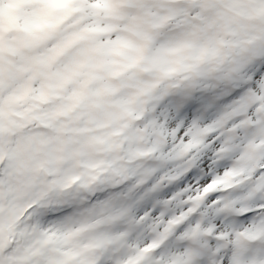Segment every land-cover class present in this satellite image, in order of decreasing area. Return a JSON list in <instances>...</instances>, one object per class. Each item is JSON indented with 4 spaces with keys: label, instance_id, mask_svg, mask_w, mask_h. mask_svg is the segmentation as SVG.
<instances>
[{
    "label": "snow or ice",
    "instance_id": "snow-or-ice-1",
    "mask_svg": "<svg viewBox=\"0 0 264 264\" xmlns=\"http://www.w3.org/2000/svg\"><path fill=\"white\" fill-rule=\"evenodd\" d=\"M95 2L78 0L85 13ZM188 2L168 24L155 21L147 63L166 74L175 69L164 54L197 10ZM233 44L230 69L210 76L199 62L216 49L185 43L192 63L182 68L194 75L144 89L120 158L92 183L69 186L57 168L46 110L8 143L0 121V264H264V37L244 57L239 35ZM81 210L92 213L87 250L70 252L66 222Z\"/></svg>",
    "mask_w": 264,
    "mask_h": 264
},
{
    "label": "rangeland",
    "instance_id": "rangeland-1",
    "mask_svg": "<svg viewBox=\"0 0 264 264\" xmlns=\"http://www.w3.org/2000/svg\"><path fill=\"white\" fill-rule=\"evenodd\" d=\"M0 1L4 5L2 16H5L7 24L15 21L14 12L21 14L22 11L19 12L17 10L21 8L25 10L22 12L26 18V22L24 23L26 26L23 29L25 31L31 30L33 33L29 37H25L29 42L39 36L34 29L40 31V33L45 29L53 31L58 29L64 20L71 18L68 24L63 25L61 28L59 27L60 32L57 35H61L62 38L67 33V30L71 31L67 36H70L67 43L71 48L67 50L62 49L55 54V57L61 56L64 59V63H69V67H72L71 69L74 70L83 61L89 64L87 67L94 66L98 69L100 67L101 71H109L100 74L98 70V78L101 79L97 80L90 89V92H84L83 94V98L86 99L88 97L87 102L90 106L88 118L86 120L84 118L86 123L84 126H95L98 122L102 121L100 124L103 125V128L97 129L96 131H99L95 132L97 135L89 137L80 146L76 145L75 141L70 143L73 149L70 159L72 161L67 164L66 168L69 186L75 183L81 176L86 177L89 183L94 182L95 176L104 175L105 171L109 172L106 164L109 157L115 160L120 158V137L121 133L131 123L129 120L130 112L135 108L137 102L143 98L144 89L148 87L153 88L148 84L149 80L145 79V68L133 70L132 67L130 69L125 66L133 60L136 53H145L146 56H149V50H144L143 52L141 50L144 47V43L151 41L158 34L159 28L155 22L156 18H159V26L168 24L170 19L175 15V9L184 4L185 0H164V2H169V6H164V2L160 5L155 0L151 2L152 5L148 8L149 10L122 8V0H96L95 4L90 6L93 10L87 13L82 11L83 6L78 4V0ZM203 1L207 7L199 5L201 8L197 7L198 9L194 13H189L192 15V20L182 31L175 34L173 49L164 54L167 64L175 69L173 72L166 74L167 77L164 78L167 81L166 83H171L173 77L177 78L178 76L177 81H184V76L181 75L186 71L182 68V64L192 63L191 49L185 47V43L190 42L193 45H199L203 49L209 47L216 49L213 55V58H216H214L212 67L208 72L206 71L208 75L214 76L219 71L227 73L230 69V58L236 51L233 44L234 34L242 38V35L247 36L249 33L253 35V29L257 34V36H253V38L247 41H241L240 39V55L242 57L248 56L253 45L260 43V35L263 34L264 37V0H231L232 2L228 5L229 7L227 6L226 8H232L236 14L239 13L240 16H243L242 18L246 19L238 23L233 15L227 14L223 16L215 10L219 3L225 4L224 0H217V4L214 0ZM140 2L142 3L143 0H140ZM172 3H174L173 7ZM186 7L191 9L192 3L188 2ZM215 14H219V16ZM214 15L217 16L213 18L216 20V25L211 30L207 29L209 27L206 24H199L201 22L200 19H211ZM249 24H252L253 27L249 26ZM237 26L241 28L242 35L237 32ZM8 27L7 25L3 26L0 31V37L8 35V30H10ZM113 35H115V39H111ZM101 37H104L103 41H101ZM56 44L53 43L52 46ZM47 50L50 51L51 49L48 47ZM116 60L119 64L114 66ZM150 66L155 68V66ZM19 69L20 66L17 67V70ZM2 73H5V70ZM115 78L117 79L113 81ZM149 78L153 79V76ZM76 95L77 93L74 92L71 101H76ZM74 120L75 117L71 120V125H73ZM121 122L124 123L121 124ZM63 127V124H59L57 127L59 133ZM93 131L95 130H81L80 134L84 135L89 132L93 134ZM76 142L78 144L79 140H76ZM57 146L55 143V149L58 148ZM39 147L42 151L43 147ZM64 149V147H59L55 150L57 158H59V153L63 154ZM36 150L35 148L33 154H35ZM81 152L83 156H81ZM100 157L106 161L102 163V167H99ZM39 159L44 158L41 157ZM64 161L65 159L62 155L61 163ZM96 168H102V170L96 171ZM20 175L22 177L23 173ZM91 214L90 210H81L79 215L66 222L68 233L66 246L69 251L84 252L87 250L84 247V243L90 233L89 217Z\"/></svg>",
    "mask_w": 264,
    "mask_h": 264
},
{
    "label": "trees",
    "instance_id": "trees-1",
    "mask_svg": "<svg viewBox=\"0 0 264 264\" xmlns=\"http://www.w3.org/2000/svg\"><path fill=\"white\" fill-rule=\"evenodd\" d=\"M122 1V8L128 7L135 10H141L148 9L152 5L151 2L155 0H143L142 3L140 2V0ZM145 1L147 2L144 4ZM214 1L217 4V0ZM190 2L191 1H189V3ZM231 2V0H224L225 4L219 3V5L222 6L218 5L215 10L220 12V14L223 16H226L227 14H230V16L233 15L237 23L246 20L245 18H242L243 16H240L239 13H237V15L232 8H226ZM162 4L160 3V5ZM196 4L197 7H199V5L207 7L203 0H196ZM171 5L173 7L174 3H172ZM164 6H169V2H164ZM3 7L4 5L0 1V31L4 25L9 26L8 29H10H7L9 31L8 35L0 37V95H3L4 97L3 101L0 102V121H2V132L5 137V142H10L13 136L18 137V134L22 132L25 127H31L32 114L34 112H39L41 109H44L50 114L53 123L56 124V127H58L59 124L64 125V127L60 129V133L57 130L53 134L54 146L56 143L58 145V148H66L71 145L70 143H73L74 141L76 145L80 146L82 143H85L89 137L97 135V133H95L99 132L96 131L97 129L103 128V125L100 124L102 123V121L98 122L95 126H84L86 124L85 120L86 118H88L90 106L87 102L88 97L86 99L83 98V94L84 92H90V89L97 82V80L101 79L98 78V70L100 71V74L109 71H101L100 67L99 69L94 66L87 67L89 64L83 61L81 64L79 63L77 65V69L74 70L71 69L72 67H69V63H64V59L61 58V56L55 57V54L62 49L67 50L71 48V46H69V44L67 43V40H69L70 37L67 36L71 31L67 30V33L62 38L61 35L57 36L60 32L59 29L63 25L68 24L71 18H69L68 20H64V22L59 26L60 28L58 27V29L53 31L45 29L40 33V31L34 29L39 36L38 38L33 39V41L29 42L25 37H29V35H32L33 33L31 32V30L25 31L23 29V27L26 26L24 25V23L26 22V18L23 16L22 12H24L25 10L23 8L17 10L19 12L22 11L21 14H18V12H14L13 15L15 16V21L11 24H7L5 16H2ZM214 7H216V5H214ZM215 15L219 16V14ZM215 15L212 16L211 19H200L201 22L199 24H206L207 27H209L207 29L211 30L212 27L216 25V20L213 19L217 17ZM30 16H32V14H30ZM249 26L253 27L252 24H249ZM236 29L238 30L237 32L239 34L242 33V30L239 26H237ZM23 35L25 36L23 37ZM253 36H257L254 29L253 35H251V33H249V35L247 36L242 35V38L240 39L241 41H247L253 38ZM260 37H263V34L260 35ZM53 43L57 44L55 46H52ZM150 44L151 41L144 43V47L142 48L141 52H143L144 50L148 51ZM48 47L51 49L50 51L47 50ZM147 58L148 56H146L145 53H136L133 60L130 61L129 64L125 67H129L130 69L132 67L133 70L145 68V79L149 80L148 84L153 88L166 83L167 81L164 80V78L167 77L166 73L161 71L159 68L151 67L147 63ZM214 58L213 55L202 58L199 62V66L203 69L205 68L204 70L208 72V70L212 67ZM117 64H119V62L116 60L114 66H116ZM18 66H20L19 70H17ZM3 70H5V73H2ZM193 74L194 73H192L191 71H186L181 76L185 77ZM150 76H153V79H150ZM178 78L179 76L177 78L173 77V80L177 81ZM116 79L117 78H115L113 81H115ZM173 80H171V82ZM160 82L162 83L159 84ZM74 92L77 93L76 101H71V97ZM74 117L75 120L73 122V125H71V120ZM77 117L79 118L76 119ZM123 123L124 122H121V124ZM87 129H93L95 131H93V134H91L92 132L84 135L80 134L81 130L85 131ZM49 132H51V129H49ZM76 140H79L78 144ZM36 149L37 150L34 154L35 157L44 158V149L41 151L39 145L36 146ZM62 155V153H59V158H57L56 160L58 169H66L67 164L72 161L65 160L61 163ZM104 162L106 161H104L102 157H100L99 167H102V163ZM97 170H102V168H96V171ZM106 172L107 171H105V173ZM32 175L39 176V170H33ZM17 194L20 198L25 195L22 186H18Z\"/></svg>",
    "mask_w": 264,
    "mask_h": 264
}]
</instances>
